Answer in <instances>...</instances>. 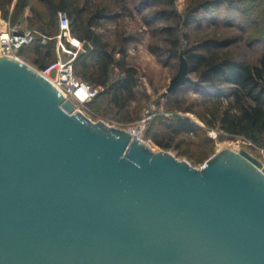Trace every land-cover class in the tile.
Listing matches in <instances>:
<instances>
[{
  "label": "water",
  "instance_id": "obj_1",
  "mask_svg": "<svg viewBox=\"0 0 264 264\" xmlns=\"http://www.w3.org/2000/svg\"><path fill=\"white\" fill-rule=\"evenodd\" d=\"M179 60L167 94L191 80ZM0 264H264V164L226 148L195 167L0 56Z\"/></svg>",
  "mask_w": 264,
  "mask_h": 264
},
{
  "label": "rangeland",
  "instance_id": "obj_2",
  "mask_svg": "<svg viewBox=\"0 0 264 264\" xmlns=\"http://www.w3.org/2000/svg\"><path fill=\"white\" fill-rule=\"evenodd\" d=\"M28 1L30 16L26 17L24 10L17 18L11 20L15 0L8 7V17H4L1 11L0 16L9 19L12 24L24 26L27 30L37 31L38 25L44 23L47 32L54 35L53 26L59 21V14L51 16L48 8L39 0ZM72 1L83 9L82 19L77 24L79 31L90 32L95 36L96 42L100 40L106 44L108 52L114 53L116 62L111 67L109 81L123 76L121 67L124 65L136 71L137 86L133 99L126 101L123 108H117L109 102V97L103 96L97 103L87 106V117L93 121H104L111 126L127 129L137 125L144 118L146 111L150 110L152 117L146 124L144 142L156 151L171 152L195 167H202L222 149L246 150L264 164V142L257 144L242 135L223 132L219 127H207L193 113L171 110V102L175 99L182 100V108L191 107L196 112L202 110L206 97L195 89L199 88L198 86L191 83L198 79L195 73H190L191 80L174 93H166L179 70L180 50H192L209 39L231 40V46L222 52L234 59L244 60L252 65L258 64L260 52L256 48L263 43H250V40L253 36L264 34V0H175L173 7L153 4L148 8L141 6L142 0ZM208 1L211 5L204 8V3ZM172 10L181 17V21L171 19L151 22L154 14L162 11L171 13ZM98 14L102 16L96 17ZM185 20H189V24L185 23ZM167 26H175V36L180 44L177 57H172L168 50V37L163 33ZM90 45L95 47L93 42ZM56 57L53 61L32 53L20 56L23 61L42 73L58 62V55ZM47 63L48 67L41 70L40 65ZM80 70L74 67L75 76L84 80L78 74ZM49 73L48 78L54 77L55 71ZM102 87L101 93H104L106 87ZM227 102L223 101V110L227 107ZM175 116L190 118L202 131L197 135L180 134L174 138L172 147L164 150L155 143L152 136L157 132H164L160 126L161 120ZM162 134L160 133L158 138L163 139Z\"/></svg>",
  "mask_w": 264,
  "mask_h": 264
},
{
  "label": "trees",
  "instance_id": "obj_3",
  "mask_svg": "<svg viewBox=\"0 0 264 264\" xmlns=\"http://www.w3.org/2000/svg\"><path fill=\"white\" fill-rule=\"evenodd\" d=\"M51 13L56 16L59 12L68 14L71 23L72 34L83 42H93L95 47L88 52L82 53L75 61L74 67L81 69L78 74L84 78V81L95 86H105L104 93H100L91 103H97L101 97H109V102L117 108H123L126 101L135 97V88L137 86L136 71L133 68L122 66L123 76L112 82L109 81L111 67L115 64L114 53L108 52L106 44L100 40L96 42L95 36L90 32L81 33L77 24L82 19L83 9H80L72 0H39ZM13 0H0V11L4 17H8V7ZM142 7L148 8L153 4H163L170 7L174 6L175 0H142ZM30 5L28 0H18L11 14V20L17 18ZM211 2H205L203 7L208 8ZM98 14L96 17H101ZM72 19V20H71ZM179 20L181 17L176 12L171 13L162 11L154 14L151 22L154 20ZM150 22V23H151ZM189 24V20H185ZM15 25V24H13ZM46 25H38L37 31L51 37L56 36L59 31V21L55 23V34L47 32ZM250 32V31H249ZM168 37L166 42L169 44V53L172 57L178 56L180 49L179 39L175 36V26H167L163 29ZM260 44L258 52L260 57L258 64H249L244 60H237L226 55L223 49L231 46L229 39L218 40L209 39L201 42L196 48L186 50L185 55L190 64V73L197 75V81L191 82L198 86L195 88L205 95V102L200 111H195L191 107L182 108V100L175 99L171 102V110L184 113L195 114L201 122L210 128L219 127L223 132L242 135L254 143L264 142V34L253 36L250 43ZM35 54L42 58L57 59L56 41L51 40L43 45L40 37H37L31 45L24 46L19 51V56ZM47 64H41V70L48 67ZM122 65V64H121ZM175 92V91H174ZM173 92V93H174ZM172 94V93H171ZM227 100V107L222 109L223 101ZM121 101L123 103H121ZM90 103V104H91ZM162 131L154 134L153 139L157 145L164 150L170 149L175 137L180 134L197 135L202 128L197 127L190 118L175 116L172 119H163L160 122ZM157 131V130H155ZM163 133V139L158 135ZM167 141L165 142L164 140ZM169 140V141H168Z\"/></svg>",
  "mask_w": 264,
  "mask_h": 264
},
{
  "label": "built area",
  "instance_id": "obj_4",
  "mask_svg": "<svg viewBox=\"0 0 264 264\" xmlns=\"http://www.w3.org/2000/svg\"><path fill=\"white\" fill-rule=\"evenodd\" d=\"M59 27V33L55 37H49L36 30L18 29L11 24L9 19L0 16V56H12L22 60L19 51L24 46L35 42L37 37H40L43 45L55 40L58 62L43 74L46 76L48 72L55 71L54 77L50 80L66 98H70L76 104L78 110L87 114V106L101 93L103 87L95 86L75 76L74 64L77 58L85 52L84 42L72 34L70 18L65 12H59ZM150 113L151 111L147 110L144 118L137 125L126 129L134 138L143 142L146 124L152 117Z\"/></svg>",
  "mask_w": 264,
  "mask_h": 264
},
{
  "label": "crops",
  "instance_id": "obj_5",
  "mask_svg": "<svg viewBox=\"0 0 264 264\" xmlns=\"http://www.w3.org/2000/svg\"><path fill=\"white\" fill-rule=\"evenodd\" d=\"M15 4H16V0H15V2H14L13 6H12V9H14ZM30 14H31V11H30L29 7H27V8L25 9V16L28 17V16H30ZM11 24H12V23H11ZM12 25H13V24H12ZM13 26H14V27H17L18 29H21V30H27L24 26H20V25H13Z\"/></svg>",
  "mask_w": 264,
  "mask_h": 264
},
{
  "label": "bare ground",
  "instance_id": "obj_6",
  "mask_svg": "<svg viewBox=\"0 0 264 264\" xmlns=\"http://www.w3.org/2000/svg\"><path fill=\"white\" fill-rule=\"evenodd\" d=\"M47 74H48V77H49V76H50V73L48 72ZM47 74H46V75H47ZM49 79H51V78H49Z\"/></svg>",
  "mask_w": 264,
  "mask_h": 264
}]
</instances>
